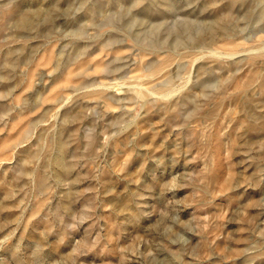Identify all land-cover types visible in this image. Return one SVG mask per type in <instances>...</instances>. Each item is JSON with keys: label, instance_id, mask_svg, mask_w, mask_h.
<instances>
[{"label": "rangeland", "instance_id": "374dc122", "mask_svg": "<svg viewBox=\"0 0 264 264\" xmlns=\"http://www.w3.org/2000/svg\"><path fill=\"white\" fill-rule=\"evenodd\" d=\"M0 264H264V0H0Z\"/></svg>", "mask_w": 264, "mask_h": 264}, {"label": "bare ground", "instance_id": "6f19581e", "mask_svg": "<svg viewBox=\"0 0 264 264\" xmlns=\"http://www.w3.org/2000/svg\"><path fill=\"white\" fill-rule=\"evenodd\" d=\"M29 17V16H28ZM30 18V17H29ZM26 19H27V17H26ZM32 21V20H31ZM27 22L26 21H23V23H22V25H24V24H26ZM29 23V22H28ZM30 24V23H29ZM169 92H171V94H172V91L170 90V91H168L167 92V94L169 93Z\"/></svg>", "mask_w": 264, "mask_h": 264}]
</instances>
